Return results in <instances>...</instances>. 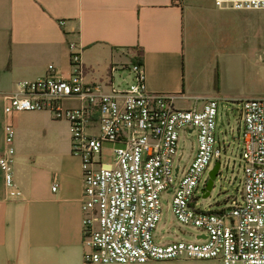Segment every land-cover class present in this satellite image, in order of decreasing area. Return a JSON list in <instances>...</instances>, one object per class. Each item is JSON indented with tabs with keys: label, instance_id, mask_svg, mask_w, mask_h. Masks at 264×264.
<instances>
[{
	"label": "crops",
	"instance_id": "obj_1",
	"mask_svg": "<svg viewBox=\"0 0 264 264\" xmlns=\"http://www.w3.org/2000/svg\"><path fill=\"white\" fill-rule=\"evenodd\" d=\"M249 12L218 9L213 0H0V156L10 121L13 177L21 191L9 195L0 168V264H93L83 259L82 160L72 152L68 122L46 110L7 117L5 96L21 81L45 77L49 65L69 76L68 42L81 48L87 84L106 85L111 65L141 57L148 90L177 96L178 107L207 97L260 96L248 44L241 34L237 45L226 38L233 20ZM203 33L213 35L207 47ZM236 123L240 129L239 118Z\"/></svg>",
	"mask_w": 264,
	"mask_h": 264
},
{
	"label": "built area",
	"instance_id": "obj_2",
	"mask_svg": "<svg viewBox=\"0 0 264 264\" xmlns=\"http://www.w3.org/2000/svg\"><path fill=\"white\" fill-rule=\"evenodd\" d=\"M213 2L218 9L264 11V0ZM68 58L69 76L49 65L45 77L21 81L16 93L5 96L4 112L10 117L16 111L46 110L68 122L72 152L82 160L84 262L147 263L183 255L216 264H264V94L238 103L243 124L241 201L205 210L197 207L198 193H204L211 160L219 161L222 155L216 135L219 99L207 97L190 107H178L177 96L148 90L143 64L136 61L111 65L106 85L87 84L76 42H68ZM124 67L131 81L116 84L114 74ZM71 98L80 104H63ZM194 131L195 155L182 166V157L176 159L179 138L187 141ZM14 134L7 121L0 168L9 195L18 197L21 191L12 169ZM105 142L115 145L111 162L101 161ZM57 188L54 179L52 191ZM162 193L172 195L177 220L200 230L195 242L159 245L154 241Z\"/></svg>",
	"mask_w": 264,
	"mask_h": 264
},
{
	"label": "rangeland",
	"instance_id": "obj_3",
	"mask_svg": "<svg viewBox=\"0 0 264 264\" xmlns=\"http://www.w3.org/2000/svg\"><path fill=\"white\" fill-rule=\"evenodd\" d=\"M231 27L232 31L227 34L226 38H230L232 45H237L238 41H240L239 34L242 35L243 41H245L250 48V54L254 55L256 70L258 71L255 82L256 88L257 90L264 91V60L257 57L258 54L264 55V11L249 12L247 18H238L237 21L233 20ZM237 34L239 36H237ZM212 36V34L203 33L201 37L203 42L202 45L206 47L209 46L208 38L211 40ZM114 77L116 84L120 82L124 84V80L130 82L132 78L128 67H124L115 72ZM244 98L245 97H243V99ZM220 100L221 99H219V101ZM238 103L239 101L228 100L219 102L216 135L220 141V148L222 151L221 158L219 159L221 167L218 171V175L214 179V186L210 195L204 198L200 191L198 193L197 207L205 210H220L232 206L236 201H241L243 162L240 158V154L242 150L243 124L241 123L239 129L238 123H236V119L238 120L239 115ZM180 136L182 135L180 134ZM196 136V131H194L187 136V138H189L187 141L183 140L182 137L179 138L176 159L182 157V166L188 165L195 155L197 147ZM114 146L115 145L110 142H105L103 144V151L101 154L102 162H111V150ZM215 161V159L211 160L205 173V178L208 176ZM199 233L200 230L197 227L183 224L177 220L172 211V195L162 193L160 218L153 230L154 241L159 245L178 241L195 242L196 236ZM147 264H199V262H195L181 255L172 259L151 260ZM212 264H216V262L213 261Z\"/></svg>",
	"mask_w": 264,
	"mask_h": 264
},
{
	"label": "water",
	"instance_id": "obj_4",
	"mask_svg": "<svg viewBox=\"0 0 264 264\" xmlns=\"http://www.w3.org/2000/svg\"><path fill=\"white\" fill-rule=\"evenodd\" d=\"M220 169V161H216L211 170L208 173V180L206 183V186L204 187L203 191V197L206 198L210 195L211 190L213 189L214 186V179L216 178V176L218 175V171Z\"/></svg>",
	"mask_w": 264,
	"mask_h": 264
},
{
	"label": "trees",
	"instance_id": "obj_5",
	"mask_svg": "<svg viewBox=\"0 0 264 264\" xmlns=\"http://www.w3.org/2000/svg\"><path fill=\"white\" fill-rule=\"evenodd\" d=\"M134 61H136V62H138V63H142V59H141V57H140V58H136V60H134Z\"/></svg>",
	"mask_w": 264,
	"mask_h": 264
}]
</instances>
